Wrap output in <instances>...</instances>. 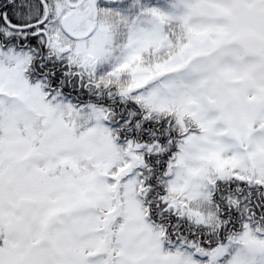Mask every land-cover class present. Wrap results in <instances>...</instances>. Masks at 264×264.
Segmentation results:
<instances>
[{
	"label": "snow or ice",
	"instance_id": "1",
	"mask_svg": "<svg viewBox=\"0 0 264 264\" xmlns=\"http://www.w3.org/2000/svg\"><path fill=\"white\" fill-rule=\"evenodd\" d=\"M0 264H264V0H0Z\"/></svg>",
	"mask_w": 264,
	"mask_h": 264
}]
</instances>
